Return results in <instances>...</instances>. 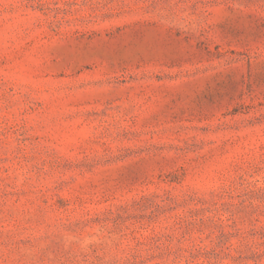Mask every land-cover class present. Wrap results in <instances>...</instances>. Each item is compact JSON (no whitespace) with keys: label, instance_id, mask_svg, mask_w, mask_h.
Returning a JSON list of instances; mask_svg holds the SVG:
<instances>
[{"label":"rangeland","instance_id":"obj_1","mask_svg":"<svg viewBox=\"0 0 264 264\" xmlns=\"http://www.w3.org/2000/svg\"><path fill=\"white\" fill-rule=\"evenodd\" d=\"M0 264H264V0H0Z\"/></svg>","mask_w":264,"mask_h":264}]
</instances>
